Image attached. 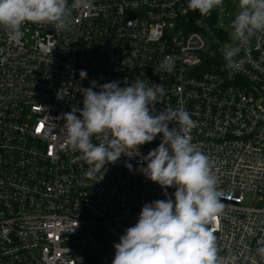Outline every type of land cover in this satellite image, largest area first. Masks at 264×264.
<instances>
[{"label": "built area", "instance_id": "built-area-1", "mask_svg": "<svg viewBox=\"0 0 264 264\" xmlns=\"http://www.w3.org/2000/svg\"><path fill=\"white\" fill-rule=\"evenodd\" d=\"M187 3L94 0L91 12L73 11L66 30L23 25L19 42L0 27V264H112L114 243L142 206L166 199L136 171L137 158L123 156L88 179L89 165L60 131L62 114L83 107L77 88L137 77L163 85L158 111L182 107L197 123L187 134L222 193L225 208L210 227L225 264L233 256L264 264V33L241 48V68L229 78L224 46L190 27L200 14ZM166 57L171 72L159 68Z\"/></svg>", "mask_w": 264, "mask_h": 264}, {"label": "clouds", "instance_id": "clouds-1", "mask_svg": "<svg viewBox=\"0 0 264 264\" xmlns=\"http://www.w3.org/2000/svg\"><path fill=\"white\" fill-rule=\"evenodd\" d=\"M222 4L223 0H188L187 8L208 16ZM93 6L94 0H0V27L19 42L27 23L66 30L73 22V11L91 12ZM238 8L230 24L236 43L221 49L229 78L241 68L242 61L236 59L241 48L257 33H264V0H239ZM173 67L168 57L159 66L167 72ZM79 76L84 80L87 72L81 70ZM146 81L137 77L129 84L125 79L122 87L119 81L98 85L93 80L89 87L77 88L83 95L82 109L73 105L62 114L65 123L60 131L67 146L89 165L84 173L88 179L95 180L105 165L116 164L123 156L137 158L136 171L159 185L166 197L142 206L135 225L114 243L112 264H225L210 227L225 208L222 193L209 157L187 134L197 123L182 107L158 111L165 89ZM62 93L61 99L67 88ZM158 135V147L143 155L141 146ZM124 166L133 171L130 162ZM169 188H175L173 195ZM257 252L264 256V247ZM236 259L232 257L233 264Z\"/></svg>", "mask_w": 264, "mask_h": 264}, {"label": "rangeland", "instance_id": "rangeland-1", "mask_svg": "<svg viewBox=\"0 0 264 264\" xmlns=\"http://www.w3.org/2000/svg\"><path fill=\"white\" fill-rule=\"evenodd\" d=\"M238 3L239 0H223L222 6L214 9L209 14L211 15L210 17H194L195 26L205 31L204 35L209 42L226 47L233 42L230 36V32L233 31L230 24L239 11Z\"/></svg>", "mask_w": 264, "mask_h": 264}, {"label": "trees", "instance_id": "trees-1", "mask_svg": "<svg viewBox=\"0 0 264 264\" xmlns=\"http://www.w3.org/2000/svg\"><path fill=\"white\" fill-rule=\"evenodd\" d=\"M199 16H201V15H199ZM211 16V15H210ZM210 16H208V17H210ZM192 29H199L203 34L205 33V31L202 29V28H199V27H196V26H194V25H191L190 26Z\"/></svg>", "mask_w": 264, "mask_h": 264}]
</instances>
